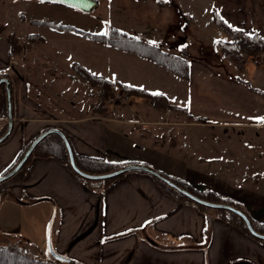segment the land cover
Returning <instances> with one entry per match:
<instances>
[{"label":"crops","instance_id":"0c3cea01","mask_svg":"<svg viewBox=\"0 0 264 264\" xmlns=\"http://www.w3.org/2000/svg\"><path fill=\"white\" fill-rule=\"evenodd\" d=\"M168 1L133 0L132 5L138 12L150 8L161 11L165 6L176 11L179 7L192 19L213 20L217 12L230 27L264 39V0ZM35 27L30 34H37L41 40H31V45L47 42L46 36L57 42L54 56L48 58V53H43L47 63L58 66L67 62L64 66L68 72L74 69L73 64H79L107 80L151 94L162 93L168 104L185 111L157 109L150 99L143 98L150 102L151 109L146 111L147 118H142L133 107L141 97L130 96L126 103L106 106L105 114H99L93 110L98 100L95 89V97L81 105L66 96V90L73 95L75 89L71 91V86L59 81L63 76L55 77L53 73L49 80L40 79L20 65L15 67L6 33L0 32V73L5 72L3 77L10 81L13 119L9 137L0 143V175L12 165L23 146L43 130L56 127L76 153L123 165L145 164L197 189L229 198L250 218L264 223V193L242 187L243 179L229 170L234 166L233 159H225V152L220 153L222 148L211 146L214 152L208 148L205 136L211 134L214 138L216 132L224 136L228 128L247 127L255 118L264 119L255 114L257 105L264 109V63H256L248 80H242L223 64L225 75L216 72L211 62L188 59L189 78L183 79L133 52L78 32L39 24ZM153 32L152 27L140 30L144 37L140 39L154 42L170 53L181 47L176 42L187 38L161 28L157 34ZM60 42L76 49L68 51L67 45L62 47ZM202 46L208 55L221 56L211 45ZM242 69L243 63L238 70ZM67 75L69 81H76ZM184 117L200 120H179ZM204 161L217 162L207 165ZM1 194L19 200L23 206L42 205L46 215L51 216L46 231L52 250L78 264H264L263 240L245 235L211 208L201 210L193 203L169 196L145 172L129 171L109 186L89 188L55 158L34 156L23 172L0 183V197ZM145 235L157 245L147 241ZM190 245L203 246L180 247ZM68 260L61 261L67 264Z\"/></svg>","mask_w":264,"mask_h":264},{"label":"rangeland","instance_id":"374dc122","mask_svg":"<svg viewBox=\"0 0 264 264\" xmlns=\"http://www.w3.org/2000/svg\"><path fill=\"white\" fill-rule=\"evenodd\" d=\"M98 2L99 5L95 10L83 12L77 8L59 3L41 2L40 0H0V32L4 31L6 36L13 34L20 45L18 53L11 51L10 57L15 63L14 66L20 65L24 71L40 77V79L42 77L49 80L53 73H55V77L58 75L63 76L61 77L63 81L61 79L59 81L61 83L65 81L66 86H71V91L75 89L76 92L72 95L66 90V96L71 97L78 104L88 103L95 97L92 95L95 88L90 87L75 69L71 72L65 70L64 64L68 65L67 62L59 63L58 66L54 65L55 67L52 63H47L48 58L55 55L57 42L52 41L50 37L48 39V36H46L47 42H35L31 45L34 40L27 39L26 34L33 33L36 30L35 23H33L35 21L70 25L80 30L94 33H105L111 26H114L139 38L142 37L140 30L147 27H152L153 33L156 34L161 28L166 32L175 33L177 37L187 35L186 39L176 42L181 47L179 49L176 48L173 53L181 54L191 61L211 62L215 67V71L221 75H225L224 67L221 65L223 64L227 71L232 72L242 80H248V74L250 70L257 66L256 63H264V53L253 57L250 55L245 56L244 60L240 57L233 60L219 57L216 54L208 55L204 50L205 46L203 47L202 44H209L220 53L218 46L214 47L215 42L228 40L227 36L213 22L211 17L192 19L185 15L179 7L178 10L172 11L165 5H163L165 7L161 11L150 8L138 12L132 5L133 0H98ZM167 2L169 1L167 0ZM19 31L24 34L18 33ZM59 44L62 47L67 45L68 51L76 49L68 43L60 42ZM82 50L88 51V49ZM43 53H48V58ZM221 58L222 61L219 60ZM242 63L243 69L238 70V68L242 67ZM236 66L237 68H235ZM67 73L74 77L76 81H72V79L69 81ZM63 89L60 88L61 91ZM108 99L106 106L113 107L108 105ZM133 107L139 111L142 118H147L146 111L151 109V104L148 100L141 98L140 101L133 103ZM261 107V105L256 107L255 114L257 116H264V109ZM259 118L251 120L253 125L250 124L247 127L228 128L229 133L224 136L220 132H216L214 138H212L211 134H205V136L208 138L206 140L208 148L211 150V146L222 148L223 150H220V153L222 151L225 152V159H233L231 163L234 166L229 167V170H234L238 177L243 179L242 187H253L258 192L264 193V123ZM179 120L199 121L200 119L184 117ZM223 131L224 129H222ZM204 162L207 165H212L217 161ZM230 174L232 173L226 172V175ZM210 210L213 211V209ZM50 218L51 216L48 217L46 215V209L42 205L23 206L19 204V200L9 195L1 194L0 235L1 237H8L11 241H23L30 254L38 253L41 256L48 257L49 239L46 228ZM57 264L65 263L58 260Z\"/></svg>","mask_w":264,"mask_h":264},{"label":"trees","instance_id":"16d2710c","mask_svg":"<svg viewBox=\"0 0 264 264\" xmlns=\"http://www.w3.org/2000/svg\"><path fill=\"white\" fill-rule=\"evenodd\" d=\"M213 22L223 31V33L228 38V40L215 42V46H218L222 58L235 60V59H239L240 57L243 58L244 60L245 56L250 55L253 57L257 54L264 53L263 38L255 34L248 35L242 32L241 30L230 27L227 23L223 21V19L217 14V12L213 13ZM33 23L39 25H46L57 30H68V31L70 30V31L78 32L86 38L117 47L121 50L133 52L141 58L155 62L157 65L162 66L171 73L183 79L189 78V61L186 57L165 51L154 43L146 42L140 39L139 37L128 34L127 32L119 30L116 27L111 26L108 29V31L105 32L107 34L104 35L103 33L88 32V31L80 30L70 25L57 24L48 21H35ZM26 38L29 40H34L38 38L41 40V37H38L37 34H28ZM6 40L9 43L10 51H12L13 53H18L20 49V45L18 44L16 37L13 34H9L6 36ZM73 68L79 73V75L84 79V81L90 87L95 88L98 100L93 105V110L94 111L96 110V112L99 114H105L106 101L111 95H113V93L118 88L122 89L125 96H135V97L150 99L154 107L158 109L170 108V110H174L177 112H180L182 110L185 111V108L183 107H178L168 104L165 101L164 97L161 95H153L141 89H137L127 85H122L116 80H111V81L107 80L101 76H97L90 73L79 64H73ZM5 74H6L5 72H1L0 78L3 77ZM0 90L2 91L3 94V114H4V120L0 121V136H1L6 128V99H5L4 84L0 85ZM195 119H199V118H195ZM27 146L28 144L23 146L18 156L16 157L15 161L4 171V173L9 171L16 165V163L18 162V160L26 150ZM34 156L40 158H47V157L55 158L56 160L64 164L79 181L84 183L89 188H96L99 186H104V187L109 186L116 179L123 176L122 174L115 178L104 181H92L80 177L79 175H77L72 171L69 164L66 148L60 137L55 133H50L46 135L38 142V144L34 147L32 153L29 155V157L24 162V164L21 166L19 170L20 172L24 171L30 159ZM73 156L77 167L81 171L88 174H103V173L111 172L123 166V164L110 162L99 157L79 154L74 151H73ZM137 171L142 172L139 170ZM167 177L176 184H178L179 186H181L182 188H184L185 190L195 194L196 196L204 200L210 202L227 203L235 208L240 209L249 217L254 229L257 232L264 234V223L255 221L252 218H250L249 214L233 200L221 196L210 190L197 189L193 185L185 181L176 179L174 177H170V176ZM153 179L157 183V185L169 196L177 200L193 203L201 210L209 209L207 207H204L187 199L186 197H184L183 195H181L176 190H174L173 188H171L161 180L157 179L156 177H153ZM213 211L215 214H217V216L220 219L235 226L245 235L253 239L260 240L249 233L243 220L238 215L224 209H213ZM47 255L51 259L45 256H41L38 253L30 254L27 251L26 245L23 241L21 240L11 241L8 237L6 236L1 237L0 235V264H57L58 261L57 259H55L49 252L47 253ZM68 261L69 263L67 264H78L75 261H71V260Z\"/></svg>","mask_w":264,"mask_h":264},{"label":"water","instance_id":"95a60500","mask_svg":"<svg viewBox=\"0 0 264 264\" xmlns=\"http://www.w3.org/2000/svg\"><path fill=\"white\" fill-rule=\"evenodd\" d=\"M43 1L59 3V4L69 6L72 8H77L83 12H92L99 5L98 0H43ZM1 84H4V87H5L7 124H6V128H5L4 133L0 136V143L5 141L9 137L11 130H12V125H13L10 81L7 77H1L0 78V85ZM50 133H55L60 137V139L62 140V142L66 148L70 167H71L72 171L74 173H76L77 175H79L80 177L88 179V180H92V181H104V180L115 178L119 175H122L126 172L133 171V170H139V171L148 173L151 176L156 177L157 179L161 180L162 182H164L165 184H167L168 186H170L171 188L176 190L178 193H180L181 195H183L187 199L193 201L194 203H197L199 205H202L204 207L211 208V209L228 210V211L238 215L243 220V222H244L247 230L249 231V233L252 236L264 241V234H261L254 229V227L251 224L249 217L240 209L235 208L232 205L227 204V203L210 202V201L204 200V199L196 196L195 194L185 190L184 188H182L181 186H179L178 184L173 182L171 179H169L165 175L159 173L158 171L152 169L151 167H149L145 164L129 163V164H125V165L121 166L120 168H118L116 170H113V171L107 172V173H103V174H88V173L81 171L77 167V165L75 164V160H74V156H73V150H72V147H71L69 140L67 139L66 135L60 129H58L56 127L47 128V129L43 130L41 133H39L38 135H36L28 144L26 150L24 151V153L22 154V156L20 157V159L18 160L16 165L12 169L7 171L6 173L0 175V183L9 179L10 177H12L13 175H15L18 172L20 170L21 166L24 164V162L29 157V155L32 153L34 147L38 144V142ZM145 237H146L147 241H149L151 244L157 245L148 235H145ZM202 246L203 245H190V246H180V247H189V248H198L199 247V248H201ZM49 253L57 260H68L65 257L57 254L54 250H52L50 241H49ZM239 264H251V263L242 262Z\"/></svg>","mask_w":264,"mask_h":264},{"label":"built area","instance_id":"2783aa9c","mask_svg":"<svg viewBox=\"0 0 264 264\" xmlns=\"http://www.w3.org/2000/svg\"><path fill=\"white\" fill-rule=\"evenodd\" d=\"M12 64L14 65V61H12ZM128 99V96H125L122 89L119 88L116 90V92L111 95L108 99V105L109 106H114V105H121L123 103H125ZM167 111H170L169 109H167Z\"/></svg>","mask_w":264,"mask_h":264},{"label":"snow or ice","instance_id":"6c2138e0","mask_svg":"<svg viewBox=\"0 0 264 264\" xmlns=\"http://www.w3.org/2000/svg\"><path fill=\"white\" fill-rule=\"evenodd\" d=\"M41 2H43V0H41ZM104 35H106L107 33H103ZM154 43V42H153ZM153 95H162V93H152ZM261 122L264 123V119H261Z\"/></svg>","mask_w":264,"mask_h":264},{"label":"flooded vegetation","instance_id":"af4514ba","mask_svg":"<svg viewBox=\"0 0 264 264\" xmlns=\"http://www.w3.org/2000/svg\"><path fill=\"white\" fill-rule=\"evenodd\" d=\"M5 88V87H4ZM5 99H6V97H5Z\"/></svg>","mask_w":264,"mask_h":264}]
</instances>
